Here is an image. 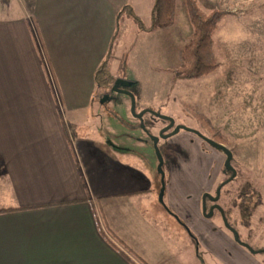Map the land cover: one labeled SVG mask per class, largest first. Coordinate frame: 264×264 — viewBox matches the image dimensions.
<instances>
[{
    "label": "crops",
    "instance_id": "obj_1",
    "mask_svg": "<svg viewBox=\"0 0 264 264\" xmlns=\"http://www.w3.org/2000/svg\"><path fill=\"white\" fill-rule=\"evenodd\" d=\"M18 2L21 14L0 15V208H17L0 213V264H185L201 258L184 249L188 238L234 257L230 238L202 215L191 178L165 184L169 212L159 178L130 164L127 146L116 158L103 137L73 133L123 12L112 0ZM181 170L190 172L188 162ZM170 240L181 247L165 254Z\"/></svg>",
    "mask_w": 264,
    "mask_h": 264
},
{
    "label": "rangeland",
    "instance_id": "obj_2",
    "mask_svg": "<svg viewBox=\"0 0 264 264\" xmlns=\"http://www.w3.org/2000/svg\"><path fill=\"white\" fill-rule=\"evenodd\" d=\"M5 2L10 4L9 9L1 7ZM112 2L118 9H124L118 21L119 31L112 44L110 70L114 78L130 83L128 89L134 95L135 110L150 109L170 116L174 124L198 130L219 142L220 139L212 137L203 129L184 105L203 112L214 127L221 130L226 140L224 145L233 153L232 165L236 174L222 187L220 203L224 205V198L228 206L246 180L260 192V203L255 207L249 227L241 224L236 209L227 220L232 223L242 241L259 251L251 252L237 242L222 218L216 213L206 217L201 209L209 226L223 230L230 238L235 246V256L229 255L228 258L213 252L210 245L201 241L194 244L188 238L184 249L198 248L201 258L194 256L189 261L185 256V264H228V259H232V263L264 264V251H260L264 248V0H198L204 11L218 8L229 13L222 17L213 35L218 68L193 79L173 77V69L178 64V52L192 32L184 0H175V15L170 27H157L148 32L140 30L127 11L131 8L145 25H149L154 0ZM19 4L18 0H0V15L21 14ZM100 88L96 87L92 92L88 115L72 124L73 133L76 131L79 134L83 130V135L99 142L103 137L104 147L116 158L122 157V145L127 146L123 156L127 155L126 159L132 160L130 164L133 166H151L152 176L159 178L162 186L157 170L158 159L150 136L158 135L168 124L167 120L145 112V128H142L131 112L127 95L108 91L109 87ZM121 110L125 115L123 123L114 119L116 115L121 117ZM139 137L143 141H138ZM157 145L163 157L164 186L172 181L181 182L188 176L192 179V192L196 196L200 191L204 193L208 181L213 191L217 182L225 179V174L216 171L218 164L222 165L223 151L200 139L194 132L181 128L177 133L160 139ZM138 158L139 161H136ZM141 161L145 162L144 165ZM186 162L190 172L181 170ZM197 166H202V169L194 172ZM210 179L213 183H210ZM163 195L164 192L162 198ZM163 207L171 212L164 204ZM173 228L182 232L176 223ZM146 245L142 243L141 248L150 254L151 247ZM170 247L179 250L181 245L177 240L171 245L164 244L160 251L168 254ZM166 263L175 264L169 259H166ZM157 264H160L159 261Z\"/></svg>",
    "mask_w": 264,
    "mask_h": 264
},
{
    "label": "trees",
    "instance_id": "obj_3",
    "mask_svg": "<svg viewBox=\"0 0 264 264\" xmlns=\"http://www.w3.org/2000/svg\"><path fill=\"white\" fill-rule=\"evenodd\" d=\"M184 2L192 27V32L189 40L182 48H180L178 52V64L173 69V77L193 79L207 75L218 68L219 61L214 50L213 35L222 17L229 12L218 8L204 11L200 7L198 0H184ZM123 9L124 8L121 9L122 12ZM121 10L118 11V14L121 13ZM127 14L140 30L150 31L157 27L167 28L173 24L175 15V0H154L150 17L151 22L149 25H145L140 17L135 14L131 8L127 11ZM117 32L118 25H116V28L114 29L111 41L109 42L105 54L95 68L94 81L98 87L107 88L114 80V76L110 70V56L113 40L115 39ZM184 106L196 117V120L203 129H205L212 137L220 139L219 142L225 144L226 140L221 130L214 127L207 115L190 105L185 104ZM239 197V201L230 203L226 212H231L234 208H236L241 224L245 227H249L250 218L255 210V207L258 203H260V192L250 181L246 180L240 188ZM14 209L17 208H0V213ZM99 228L109 242L114 244L110 240V236L108 235V237L107 234L102 231L100 226Z\"/></svg>",
    "mask_w": 264,
    "mask_h": 264
},
{
    "label": "water",
    "instance_id": "obj_4",
    "mask_svg": "<svg viewBox=\"0 0 264 264\" xmlns=\"http://www.w3.org/2000/svg\"><path fill=\"white\" fill-rule=\"evenodd\" d=\"M129 84L130 83L128 81H126V80H123V79H115V81H114V83H113V85H112L111 88H112V90L121 92V93H123V94H125V95H127L129 97L131 112H132L133 116L136 117L139 120L140 126L142 128H145L144 123H143V115H144L145 112H150L153 115L158 116L161 119L168 121V124L163 129L160 130V132H159L158 135L150 136L151 137V140H152V143H153L154 151H155L156 156H157V159H158L157 170H158V172L160 174L161 182H162V186H161V189H160V192H159V196H158L160 202H162V193H163V189H164V185H163L164 172H163V169H162L163 157H162V154L160 152V149L158 148V145H157V142L159 140V137H161V138L169 137L170 135H173V134L177 133L181 128H184L186 130H189V131H192V132L196 133L197 135H199L200 137H202L206 142H208L211 146H213V147H215L217 149L222 150L223 153L225 154V159H224V162H223L224 169H230L232 171L231 175L227 179H225L224 181H222L219 184V186L216 189V195L213 198L210 196V193H208V192H205L202 195V213L206 217L209 216V215H211L212 208H210V211L208 213L205 212V196H210V199H214V200L217 199L218 196H219V194H220V188L225 183H227L228 181H230L235 176L236 170L231 165V159H232V156H233L232 155V151L230 150V148H228L223 143L217 142V141H215V140L207 137L206 135L202 134L198 130L191 129V128L185 127L183 125H180V124H174V120L170 116H167V115H164V114H160L159 112H155V111H152L150 109H142L140 111H136L135 110V99H134V95L128 89V85ZM170 127H173V129L170 130V131H168V132H166ZM220 210L222 212V216H223L222 218L224 220V224L232 232V234L234 236V239L237 242H239L240 244H242L243 246H245L246 248H248L251 252H257V251H259V249L252 248L251 246H249L247 243H245L244 241H242L239 238V235H238V232L236 231V229L234 227L230 226L227 223V220L225 219L224 214H223V211H222L221 208H220ZM260 251H264V248H262Z\"/></svg>",
    "mask_w": 264,
    "mask_h": 264
},
{
    "label": "flooded vegetation",
    "instance_id": "obj_5",
    "mask_svg": "<svg viewBox=\"0 0 264 264\" xmlns=\"http://www.w3.org/2000/svg\"><path fill=\"white\" fill-rule=\"evenodd\" d=\"M115 79L116 78H114V80H113V82H112V84L109 86V90L108 91H110V90H112V85H113V83H114V81H115ZM112 91H114V90H112ZM115 92H118V91H115ZM106 93H108V92H105L104 94H106ZM121 93V92H120ZM167 123H168V121H167ZM173 129V127H170L166 132H168V131H170V130H172ZM194 134H196V133H194ZM197 135V134H196ZM198 137L200 138V139H203L202 137H200L199 135H198ZM160 139H163V138H161V137H159V140ZM158 140V141H159ZM204 140V139H203ZM158 143V142H157ZM208 143V142H207ZM221 143V142H220ZM177 146H178V144L177 143H175ZM179 147V146H178ZM232 155H233V153H232ZM233 157V156H232ZM224 159H225V154H224V158H223V160H222V165H219L218 163H216V165L218 164V168H217V170L216 171H218V172H222L223 174H225L226 176H225V179H227L230 175H231V173H232V171L230 170V169H224V165H223V162H224ZM215 160V159H214ZM215 162H217L216 160H215ZM231 165H232V159H231ZM233 166V165H232ZM233 168H234V166H233ZM235 169V168H234ZM216 174V173H215ZM215 174H214V176H215ZM214 176L212 177V179L214 178ZM227 177V178H226ZM212 179H210V183H213V181H212ZM224 179V180H225ZM224 180H222V181H224ZM221 181V182H222ZM221 182H217V185L215 186V188L213 189V191L212 190H210V186H211V184L209 185V181H208V186H209V189H208V186H207V188L205 189V191H204V193L205 192H208V193H210V196L213 198L215 195H216V189H217V187L219 186V184L221 183ZM229 182V181H228ZM226 184V183H225ZM224 184V185H225ZM223 185V186H224ZM222 186V187H223ZM222 187L220 188V194H219V196H218V198L217 199H210V196H205V212L206 213H208L209 211H210V208H212V211H211V214L212 213H216L220 218H222L223 216H222V212H221V210H220V208L222 209V211H223V214H224V217H225V219L226 220H228L229 218H231L232 216H233V210H235L236 208H234L231 212H226V209H228V207L230 206V204L227 206L226 205V201L224 200V198H223V202H224V205L223 204H221L220 203V198H221V191H222ZM239 191H240V189L238 190V191H236V193H235V195H234V197L232 198V200L230 201V203L231 202H237V201H239V199H240V197H239ZM203 193V192H202ZM201 193V194H202ZM203 193V194H204ZM201 194H200V196H201ZM202 194V195H203ZM201 209H202V196H201ZM237 214H238V212H237ZM238 216V215H237ZM223 219V218H222ZM227 223L230 225V226H232L233 227V225L230 223V222H228L227 221ZM226 228H227V226H226ZM228 229V228H227ZM229 230V229H228Z\"/></svg>",
    "mask_w": 264,
    "mask_h": 264
}]
</instances>
